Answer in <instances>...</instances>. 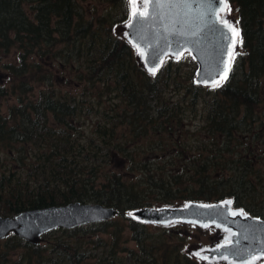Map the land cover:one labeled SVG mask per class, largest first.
I'll return each mask as SVG.
<instances>
[{"label":"trees","instance_id":"1","mask_svg":"<svg viewBox=\"0 0 264 264\" xmlns=\"http://www.w3.org/2000/svg\"><path fill=\"white\" fill-rule=\"evenodd\" d=\"M227 3L238 51L226 80L205 87L194 83L188 53L147 70L122 36L130 0H0V54L16 60L3 65L16 101L0 114V214L74 201L117 210L116 219L52 231L61 234L47 246L10 235L0 242L24 248L12 264H234L202 261L184 249L187 234L129 215L189 201L237 204L264 186L260 167L236 156L244 144L236 132L250 129L264 100V0ZM7 255L0 250V264Z\"/></svg>","mask_w":264,"mask_h":264},{"label":"water","instance_id":"2","mask_svg":"<svg viewBox=\"0 0 264 264\" xmlns=\"http://www.w3.org/2000/svg\"><path fill=\"white\" fill-rule=\"evenodd\" d=\"M135 10L143 12L136 5ZM223 0L192 3L190 8L165 7L153 10L140 21L130 18L125 25L126 39L141 53L148 70H157L167 55L188 52L196 63L194 82L211 84L224 78L230 67V51L235 35L220 18ZM133 10V9H132ZM227 200L216 203L187 202L181 206L141 207L131 216L144 223L193 221L216 224L229 229V240L202 251L211 260L227 258L244 263L264 257V219L240 212L233 215ZM117 210L99 203L70 202L29 208L12 216L0 215V240L13 234L30 244H39L43 235L55 229L78 226L114 218ZM201 254V255H202Z\"/></svg>","mask_w":264,"mask_h":264},{"label":"rangeland","instance_id":"3","mask_svg":"<svg viewBox=\"0 0 264 264\" xmlns=\"http://www.w3.org/2000/svg\"><path fill=\"white\" fill-rule=\"evenodd\" d=\"M135 5L140 9L141 11H145L144 7V0H135ZM228 6V5H227ZM134 5L132 4V9ZM224 8V7H223ZM229 8V6H228ZM221 17L224 18L231 24L233 27L237 28L236 25V20H235V15L232 12H229L227 9L224 11H220ZM122 36H125V32L122 33ZM235 44L232 45V51H231V59L233 56H235V53L238 51V47L236 46L238 43V38L239 36L236 37ZM188 53V52H187ZM190 56V55H189ZM191 57V56H190ZM230 59V60H231ZM232 61V60H231ZM238 61V58H237ZM11 62H16L15 60V55L14 52L5 55V54H0V89H6L8 90V93L5 95L2 93L3 91L0 92V114H7L8 107L15 103L16 101V95H10L12 93L10 87V83L13 82L12 77L5 71L4 64L5 63H11ZM232 63L230 64L231 68ZM224 81V78L221 80H217L215 82L218 83V85L222 84ZM16 82V81H14ZM205 87H212L215 86L214 82L211 84H204ZM7 92V91H6ZM2 93V94H1ZM34 97V95H29V97ZM200 110H197L196 117L197 119L200 120ZM189 128H186V138L188 139L189 142H194V138L197 137V134L193 131H188ZM85 131H89V127L85 126ZM264 148H261L260 152L263 151ZM264 160V159H263ZM257 165V164H256ZM259 166L264 167V163H259ZM264 169V168H263ZM262 185V182H259ZM262 187V186H259ZM252 197L248 199H240V203H242L244 206H247L251 209L252 214L258 213L261 214L262 217L264 218V186L262 188H257L256 191H250ZM250 196V195H249ZM228 201H231V211L234 212H242L243 215L246 214H251L243 211L241 207H239L238 202L236 204V199L235 198H228ZM117 217H114L112 219H116ZM121 221H119L120 223ZM124 224V221H123ZM157 226H168L172 228V231L175 233H182V234H187L189 237V242L185 244L184 249H190V252L195 254L199 259L202 261L206 262H211V259L206 257L204 254H202L203 250L210 249L218 244L221 243L226 238H229L230 236V230L224 229L218 225L215 224H199L193 221H172L168 223H162V224H156ZM61 232H55L52 233L49 232L47 235L44 236L45 241L41 242V246H47V242H52L56 236H60ZM106 239H107V234H102ZM124 235L125 237L130 236V232L128 229L124 230ZM102 237V236H100ZM63 238L68 239H73L69 238V236L66 234L63 236ZM90 239V238H88ZM84 240H87L86 237H84ZM3 241L2 243L0 242V250L2 251H7L8 252V257L3 261L2 264H12L13 260L17 258L18 256L22 255L24 253V248L23 247H18L13 244L6 245ZM5 244V245H4ZM87 245V241L83 244ZM128 247H135V244L131 241L128 242ZM91 245L87 246V248H90ZM202 254V255H201ZM205 256V257H204ZM23 264H35L29 263L28 260H24ZM239 264H264V258L263 257H258L252 261H248V263H239Z\"/></svg>","mask_w":264,"mask_h":264},{"label":"flooded vegetation","instance_id":"4","mask_svg":"<svg viewBox=\"0 0 264 264\" xmlns=\"http://www.w3.org/2000/svg\"><path fill=\"white\" fill-rule=\"evenodd\" d=\"M254 115V116H253ZM240 114L238 117H241ZM252 121H251V127L250 129L245 128L244 126H240V129L236 132L237 138H240L243 141V145L237 147L236 156H239L240 158H248L247 160L251 161V165H254L256 167H260L261 173L264 175V167L259 166V163H264V150L260 152L261 148H264V141H261L264 139V100L261 103H255L254 109L252 111ZM262 126V128L260 127ZM258 133L263 134V136L260 135L261 140H257L256 142L252 143L248 141V138L250 137V133ZM249 145H252L249 147ZM248 146V153L250 157L248 156V153H244L245 147ZM246 160V161H247ZM257 160V162H256Z\"/></svg>","mask_w":264,"mask_h":264},{"label":"snow or ice","instance_id":"5","mask_svg":"<svg viewBox=\"0 0 264 264\" xmlns=\"http://www.w3.org/2000/svg\"><path fill=\"white\" fill-rule=\"evenodd\" d=\"M130 2L133 5H135V0H130ZM195 2H201V0H144L145 11L138 13L135 10V7H133L132 15H133L134 20L140 21L141 17H147L149 15V12L147 11V8L149 7V5L153 8V10L163 9L165 7H168V8H173V7L190 8L192 3H195ZM203 2H207V0H203ZM223 3H224V8H222L221 11H224L225 9L230 11V8H228V6H227V0H223ZM224 23L228 26L229 30L235 36H239L238 30L235 27H233L231 24H229V22L227 20H225ZM234 44H235V41H233V45ZM150 71H152L154 73L156 71L155 67L151 68ZM226 78H227V71H225V74H224V79H226ZM214 84H215V86H218L217 82H214ZM226 203L231 204L232 202L227 201ZM236 214L237 213H233V215H236ZM241 214H242V212H241Z\"/></svg>","mask_w":264,"mask_h":264}]
</instances>
